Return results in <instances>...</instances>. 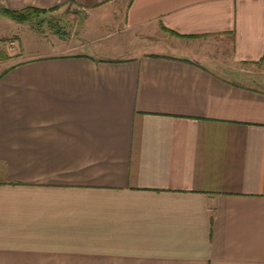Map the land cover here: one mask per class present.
<instances>
[{
  "label": "crops",
  "instance_id": "obj_1",
  "mask_svg": "<svg viewBox=\"0 0 264 264\" xmlns=\"http://www.w3.org/2000/svg\"><path fill=\"white\" fill-rule=\"evenodd\" d=\"M123 3L0 0L72 4L92 38L27 45L0 15L21 50L0 65V264H264V0Z\"/></svg>",
  "mask_w": 264,
  "mask_h": 264
},
{
  "label": "rangeland",
  "instance_id": "obj_2",
  "mask_svg": "<svg viewBox=\"0 0 264 264\" xmlns=\"http://www.w3.org/2000/svg\"><path fill=\"white\" fill-rule=\"evenodd\" d=\"M127 1L128 0H123L124 3ZM115 8H112L110 10L105 9L103 14L100 15L101 18L98 17V19L96 20L97 22L101 20L102 24L104 25V28L99 30L101 31V33L99 32V34L102 36V40H103L100 42V44H98V46L101 47V49L99 48V51L101 52L102 55L111 58L118 56L119 55L118 53H120L121 55L124 54L125 53L124 49H122L120 52L115 51V49H120L124 45L125 46L128 45L126 43L123 44V41L122 42L119 41V40H123V38L125 37L124 32L122 31V26H120L123 23V17L121 15L123 9H121L122 7H120L118 12L121 14L117 15V12H115L116 10ZM110 14L112 16H109ZM89 19L90 16L87 15L85 11L77 8L72 4H66V5H62L57 10L51 13L32 16L31 18H29L27 22L20 23L22 26H20L21 28L18 34L19 36L20 35L24 36L25 40L23 43L27 45L28 42L36 41V39H40L42 41L48 40L49 42L58 41V40L76 41L77 39L84 38L85 36H87L86 34L87 32L84 30V25L86 21ZM8 21H9L8 23H11L10 20ZM96 32L94 33L96 34ZM88 34L91 37L93 35L92 31H89ZM107 34H108L107 38H104L103 36ZM16 37H18V35L0 37L6 39H14L17 43L16 49L13 52V54H6L1 57L0 59V65L2 63L1 69L3 67L5 69L11 66L12 64H14L15 63L14 59L19 56V52L21 50L19 49L20 44L18 43ZM87 39L91 40L92 38L87 36ZM99 53L97 54L94 53V54L98 55Z\"/></svg>",
  "mask_w": 264,
  "mask_h": 264
},
{
  "label": "trees",
  "instance_id": "obj_3",
  "mask_svg": "<svg viewBox=\"0 0 264 264\" xmlns=\"http://www.w3.org/2000/svg\"><path fill=\"white\" fill-rule=\"evenodd\" d=\"M45 12L46 11L44 10H38V9H33V8H26L20 11H9L6 9H0V14H2V16L12 20L13 22L19 23V24L27 22L29 18H31L32 16L40 15ZM2 74H0V76Z\"/></svg>",
  "mask_w": 264,
  "mask_h": 264
},
{
  "label": "built area",
  "instance_id": "obj_4",
  "mask_svg": "<svg viewBox=\"0 0 264 264\" xmlns=\"http://www.w3.org/2000/svg\"><path fill=\"white\" fill-rule=\"evenodd\" d=\"M17 46L14 39L0 38V59L3 55L13 54Z\"/></svg>",
  "mask_w": 264,
  "mask_h": 264
}]
</instances>
